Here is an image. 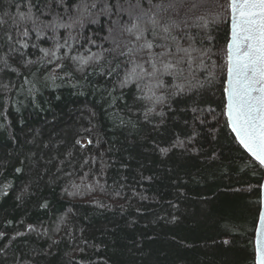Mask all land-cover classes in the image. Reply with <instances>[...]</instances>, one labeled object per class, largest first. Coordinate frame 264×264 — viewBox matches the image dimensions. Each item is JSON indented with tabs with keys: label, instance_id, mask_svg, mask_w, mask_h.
<instances>
[{
	"label": "trees",
	"instance_id": "1",
	"mask_svg": "<svg viewBox=\"0 0 264 264\" xmlns=\"http://www.w3.org/2000/svg\"><path fill=\"white\" fill-rule=\"evenodd\" d=\"M86 2L97 5L92 10L97 22L73 31L80 52L129 43L122 29L134 18L137 0ZM105 5L111 7L104 11ZM0 9L16 13L10 0H0ZM217 10L208 5L197 14ZM226 27L210 25L213 39L204 44L218 81ZM86 37L95 45L86 44ZM9 79L14 87L7 99L0 93V264H254L264 170L226 126L219 83L202 96L198 119L189 105L173 103L172 110L164 109L162 124L160 117L145 122L140 116L133 117V128L122 104L115 112L106 102L115 76L93 73L76 88L67 78L53 85L32 76L39 89L34 99L28 92L33 84L15 76L5 82ZM134 91L125 90L129 105ZM193 134L187 150L177 147L167 155L157 150ZM89 135L93 145L74 146ZM213 151L217 159L209 161ZM87 157L98 162L81 167Z\"/></svg>",
	"mask_w": 264,
	"mask_h": 264
},
{
	"label": "snow or ice",
	"instance_id": "2",
	"mask_svg": "<svg viewBox=\"0 0 264 264\" xmlns=\"http://www.w3.org/2000/svg\"><path fill=\"white\" fill-rule=\"evenodd\" d=\"M143 4L147 7L137 0L134 18L130 15L128 26L122 29L131 38L128 44L100 52H92L90 48L80 52L75 47L77 37L72 33L74 30L79 33L87 22H97L92 18V10L97 8L95 3L10 0V6L16 9L15 15L0 9V93L7 99L6 94L14 87L10 86V79L5 82V77L15 76L22 78L24 84H33V88L28 89L29 95H33L39 89L35 88L32 76L53 85L56 80L67 78L69 82L75 81L74 88L80 86V79L87 80L93 73L115 76L117 84L107 91L106 102L115 112L121 110L116 105L122 104L131 114L127 123L135 128L133 117L139 120L142 116L145 122L160 117L162 124L164 109L172 110L173 103L189 105L187 110L198 119L196 114L204 111L200 107L202 96L219 83L226 126L236 141L264 167V0H143ZM208 5L218 10L209 15L197 14ZM109 7L105 5L104 11ZM218 23L227 26L222 50L223 79L219 81L213 71L216 63L211 59V49L204 47L205 42L213 39L209 26ZM49 43V47L43 46ZM85 43L95 45V41L87 37ZM117 88L119 95L115 94ZM133 88L129 105L125 90ZM207 111L214 113L215 109ZM118 120L119 125L126 123L123 116ZM85 131L91 133L92 130ZM194 135L187 142L177 138L169 147L157 146V150L167 155L173 148H185ZM93 144L91 135L74 142L81 150ZM99 144L96 140L95 145L99 147ZM71 157L69 152L66 159L71 162ZM207 159H217L215 152L208 153ZM97 162V157H87L81 167ZM15 171L19 173L22 169ZM260 188L264 190V185ZM41 207L46 208L47 203ZM175 219L173 217V221ZM259 225L254 264H264V210L259 212ZM28 231L35 228L28 225ZM22 235L16 233L17 237ZM3 236L0 233V239ZM138 243L134 241L133 246ZM222 243L228 245L229 241ZM3 251L0 249V253Z\"/></svg>",
	"mask_w": 264,
	"mask_h": 264
},
{
	"label": "water",
	"instance_id": "3",
	"mask_svg": "<svg viewBox=\"0 0 264 264\" xmlns=\"http://www.w3.org/2000/svg\"><path fill=\"white\" fill-rule=\"evenodd\" d=\"M226 118V117H225ZM231 131V130H230ZM233 134V133H232ZM234 135V134H233ZM235 137V136H234ZM239 144V143H238ZM240 145V144H239ZM241 146V145H240ZM242 147V146H241ZM243 148V147H242ZM243 150L251 157L253 158L244 148ZM254 159V158H253ZM256 161V160H255ZM258 163V161H256ZM263 170H264V167H263ZM261 185H264V174H263V179H262V183ZM264 210V190H262L260 188V210ZM259 215H258V220H257V224H256V228H255V233H254V247H255V240H256V233H257V230L259 228Z\"/></svg>",
	"mask_w": 264,
	"mask_h": 264
}]
</instances>
